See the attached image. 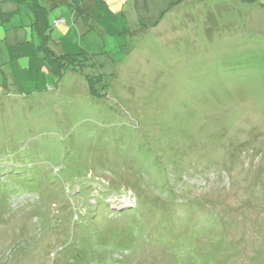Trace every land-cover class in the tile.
<instances>
[{"label": "rangeland", "instance_id": "1", "mask_svg": "<svg viewBox=\"0 0 264 264\" xmlns=\"http://www.w3.org/2000/svg\"><path fill=\"white\" fill-rule=\"evenodd\" d=\"M41 2L108 84L0 37V264H264V0Z\"/></svg>", "mask_w": 264, "mask_h": 264}, {"label": "trees", "instance_id": "2", "mask_svg": "<svg viewBox=\"0 0 264 264\" xmlns=\"http://www.w3.org/2000/svg\"><path fill=\"white\" fill-rule=\"evenodd\" d=\"M69 7L72 9L76 16L84 14L85 18L86 13H88L87 8L82 7L83 0H64ZM17 4L16 8L11 11H3L0 9V16L2 18V23L9 21L11 23L10 27L12 28H27L30 31L31 38L29 41H34L36 48L41 56L43 66L46 69L47 73L52 75L55 82L61 80L64 75L68 72H74L80 76H83L87 83L89 84V93L93 99H96L100 96L99 87H102V92H105L106 84L105 75L102 72L99 73H86L87 66H93V69L102 67L97 61L90 63L94 56L79 57L77 54L65 53L60 49V40L54 39L51 35V30H53V23L50 20V10L41 2V0H14ZM21 5L26 8V15L28 20H18L15 18V21H12L14 15H21ZM57 20H55V24ZM59 21V20H58ZM89 63V64H88ZM0 71L3 72V69L0 68ZM116 195H119L117 198ZM113 197L109 198L111 201L120 202V198L125 194H116ZM115 198V200H114ZM135 198V197H134ZM138 202V200H136ZM134 206H128L122 211L135 208Z\"/></svg>", "mask_w": 264, "mask_h": 264}, {"label": "crops", "instance_id": "3", "mask_svg": "<svg viewBox=\"0 0 264 264\" xmlns=\"http://www.w3.org/2000/svg\"><path fill=\"white\" fill-rule=\"evenodd\" d=\"M16 5L17 4L14 2V0H12V1L11 0H0V9L3 11H11V10L16 8ZM57 25H59V24H57ZM8 33H11V40H12L13 46L20 45L24 40L29 41L31 38L30 31L27 28H18L17 27V28L11 29V28H7V26L1 25L0 26L1 40L6 39L7 36L5 34H8ZM28 64H30V59H29Z\"/></svg>", "mask_w": 264, "mask_h": 264}, {"label": "built area", "instance_id": "4", "mask_svg": "<svg viewBox=\"0 0 264 264\" xmlns=\"http://www.w3.org/2000/svg\"><path fill=\"white\" fill-rule=\"evenodd\" d=\"M56 23H59V21L57 20ZM128 199V202H125L127 203L128 205L130 206H134L137 202H136V199L134 198V196H131V194H128V195H125ZM123 197V196H122ZM121 201V200H120ZM122 202V201H121ZM124 204V202H123Z\"/></svg>", "mask_w": 264, "mask_h": 264}, {"label": "clouds", "instance_id": "5", "mask_svg": "<svg viewBox=\"0 0 264 264\" xmlns=\"http://www.w3.org/2000/svg\"><path fill=\"white\" fill-rule=\"evenodd\" d=\"M60 22V21H59Z\"/></svg>", "mask_w": 264, "mask_h": 264}]
</instances>
